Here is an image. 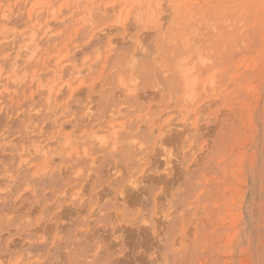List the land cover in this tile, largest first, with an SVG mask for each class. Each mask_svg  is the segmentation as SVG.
Instances as JSON below:
<instances>
[{
  "label": "rangeland",
  "instance_id": "374dc122",
  "mask_svg": "<svg viewBox=\"0 0 264 264\" xmlns=\"http://www.w3.org/2000/svg\"><path fill=\"white\" fill-rule=\"evenodd\" d=\"M0 264H264V0H0Z\"/></svg>",
  "mask_w": 264,
  "mask_h": 264
}]
</instances>
